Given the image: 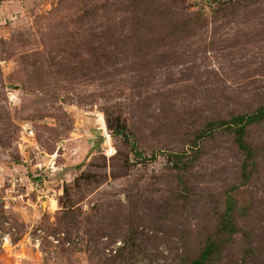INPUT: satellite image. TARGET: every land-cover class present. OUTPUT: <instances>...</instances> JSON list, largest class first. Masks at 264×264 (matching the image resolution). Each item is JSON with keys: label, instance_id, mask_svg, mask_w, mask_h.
Segmentation results:
<instances>
[{"label": "rangeland", "instance_id": "374dc122", "mask_svg": "<svg viewBox=\"0 0 264 264\" xmlns=\"http://www.w3.org/2000/svg\"><path fill=\"white\" fill-rule=\"evenodd\" d=\"M263 95L264 0H0V264H191L236 187L209 264H264V162L243 184L225 131L175 156Z\"/></svg>", "mask_w": 264, "mask_h": 264}, {"label": "trees", "instance_id": "16d2710c", "mask_svg": "<svg viewBox=\"0 0 264 264\" xmlns=\"http://www.w3.org/2000/svg\"><path fill=\"white\" fill-rule=\"evenodd\" d=\"M192 26V25H191ZM183 28L182 24H178L176 26V30H185ZM190 26L186 29H189ZM175 30V31H176ZM174 31V32H175ZM173 32V33H174ZM106 60V58H105ZM111 60V59H110ZM90 63V65L95 64L96 71L101 72L103 70V66L101 61L97 62L96 60ZM94 65L92 66V68ZM91 68V69H92ZM90 69V68H89ZM202 117V116H200ZM216 118H208L205 117V120L201 121V125L199 128L195 129L193 134H188L187 136V145L189 150L194 155L193 158L189 155L180 154L175 155L176 159H179V165L176 164V169L178 170V180H180V174H184L189 171L191 168L192 163L194 164L197 161V157L201 153V144L206 138H209L210 136H213V134L219 132V131H225L226 133H230L233 137V142L236 144L238 153L241 155V164H240V178L242 179V183H251L253 180L256 179L255 174L258 171V168H260L261 164L264 162V149L261 150L260 146H256L255 143H252L249 141L250 138V128L253 126L261 127L264 125V95L260 101V104L257 106L255 110H253L250 113H244L239 112L237 114H230L226 119H217ZM108 120V125H109ZM203 123V124H202ZM111 129V128H110ZM117 134H122L124 137H128V134L126 133V129L124 125L118 124V127L114 131ZM189 157L190 159H193L190 162H184L185 158ZM262 158L263 161L261 163L259 162V159ZM183 159V160H182ZM182 160V161H181ZM264 166V164L262 165ZM264 168V167H263ZM232 195L227 194V200H226V207L225 212L223 214L222 221L219 226V236L224 237L226 240H220L218 244L214 241H209L210 243L205 248L203 253L196 258L195 261L191 262V264H209L211 259L215 258V256L219 253L221 244L224 245L227 241L231 240V237L235 235V223H234V217L240 208L238 205V202L235 198V194L239 193L238 188H231L230 189ZM240 212L245 210L239 209ZM130 248H134V241H132L129 244ZM244 255H253V250L246 249ZM242 264L244 263V260L242 259Z\"/></svg>", "mask_w": 264, "mask_h": 264}, {"label": "built area", "instance_id": "2783aa9c", "mask_svg": "<svg viewBox=\"0 0 264 264\" xmlns=\"http://www.w3.org/2000/svg\"><path fill=\"white\" fill-rule=\"evenodd\" d=\"M29 135L32 136L33 135V132H29Z\"/></svg>", "mask_w": 264, "mask_h": 264}, {"label": "water", "instance_id": "95a60500", "mask_svg": "<svg viewBox=\"0 0 264 264\" xmlns=\"http://www.w3.org/2000/svg\"><path fill=\"white\" fill-rule=\"evenodd\" d=\"M102 141V140H101Z\"/></svg>", "mask_w": 264, "mask_h": 264}]
</instances>
